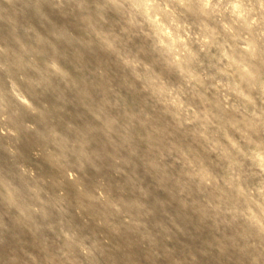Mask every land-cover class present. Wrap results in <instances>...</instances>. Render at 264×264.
Here are the masks:
<instances>
[{
	"label": "clouds",
	"instance_id": "9594fccd",
	"mask_svg": "<svg viewBox=\"0 0 264 264\" xmlns=\"http://www.w3.org/2000/svg\"><path fill=\"white\" fill-rule=\"evenodd\" d=\"M0 138V264H264V0H0Z\"/></svg>",
	"mask_w": 264,
	"mask_h": 264
},
{
	"label": "rangeland",
	"instance_id": "374dc122",
	"mask_svg": "<svg viewBox=\"0 0 264 264\" xmlns=\"http://www.w3.org/2000/svg\"><path fill=\"white\" fill-rule=\"evenodd\" d=\"M4 143L3 138H0V162H3L4 156L2 151V145ZM110 178V177H109ZM120 186H117V194H120L119 192ZM165 198H166V194ZM158 199V198H157ZM155 202V201H154ZM174 212L176 213L177 218H179L181 221H183V224L185 226L186 232L185 237L191 236L190 240L186 239V242L184 244L180 243V240L177 239L179 234H176L172 237L171 246L176 249L177 254L185 253L187 251L194 250L196 248L201 249H207V241L211 238V234L209 233L207 236L205 233V227L203 225L194 224L190 217L186 216L181 209L178 207L174 209ZM192 227L193 231L191 233L188 232V227ZM163 243H167V241H162ZM115 244L117 247H120L126 251L129 252V254L132 256V261L136 259V257L145 252L146 249L143 248L140 244L136 242L135 237L132 234H128L125 237L122 238H115ZM135 249V251H133ZM115 250V249H114ZM132 261L124 260L123 264H132ZM151 264V262H149Z\"/></svg>",
	"mask_w": 264,
	"mask_h": 264
}]
</instances>
